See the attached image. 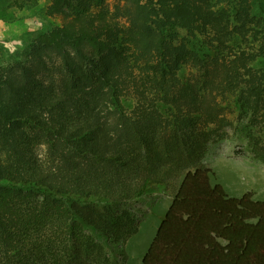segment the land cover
<instances>
[{
	"label": "trees",
	"instance_id": "1",
	"mask_svg": "<svg viewBox=\"0 0 264 264\" xmlns=\"http://www.w3.org/2000/svg\"><path fill=\"white\" fill-rule=\"evenodd\" d=\"M254 1H50L62 23L0 75V264H99L168 171L183 176L141 264H264V201L173 157L198 125L233 128L264 161Z\"/></svg>",
	"mask_w": 264,
	"mask_h": 264
},
{
	"label": "rangeland",
	"instance_id": "2",
	"mask_svg": "<svg viewBox=\"0 0 264 264\" xmlns=\"http://www.w3.org/2000/svg\"><path fill=\"white\" fill-rule=\"evenodd\" d=\"M50 1L35 0L16 9L10 5V0H0V75L11 64L25 61L36 33L62 23L60 17L46 15ZM254 3L264 8V0ZM186 74L187 71L182 72L181 76L186 77ZM126 106L130 108L132 102L128 101ZM199 131L201 128L196 125L179 134L173 152L174 162L184 170L198 166L210 168L214 173L213 182L220 184L229 196L239 197L251 192L255 199L264 201L261 151L239 137L231 127L208 135H200ZM172 174L168 171L163 176L164 184L153 186L137 202L124 207L132 219L130 236L113 244V250L104 248L99 242V264H141L183 176V173L177 177Z\"/></svg>",
	"mask_w": 264,
	"mask_h": 264
}]
</instances>
